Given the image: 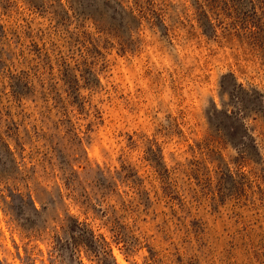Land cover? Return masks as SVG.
<instances>
[{
  "label": "rangeland",
  "instance_id": "obj_1",
  "mask_svg": "<svg viewBox=\"0 0 264 264\" xmlns=\"http://www.w3.org/2000/svg\"><path fill=\"white\" fill-rule=\"evenodd\" d=\"M0 264H264V0H0Z\"/></svg>",
  "mask_w": 264,
  "mask_h": 264
}]
</instances>
